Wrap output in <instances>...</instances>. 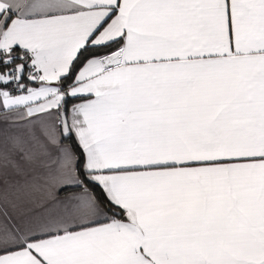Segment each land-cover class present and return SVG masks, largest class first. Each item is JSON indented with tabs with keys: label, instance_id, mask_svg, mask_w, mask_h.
<instances>
[{
	"label": "snow or ice",
	"instance_id": "obj_1",
	"mask_svg": "<svg viewBox=\"0 0 264 264\" xmlns=\"http://www.w3.org/2000/svg\"><path fill=\"white\" fill-rule=\"evenodd\" d=\"M0 264H264V0H0Z\"/></svg>",
	"mask_w": 264,
	"mask_h": 264
}]
</instances>
